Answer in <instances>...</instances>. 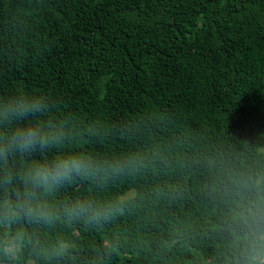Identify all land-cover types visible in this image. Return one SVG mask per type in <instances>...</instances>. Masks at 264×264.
Wrapping results in <instances>:
<instances>
[{
  "label": "trees",
  "instance_id": "16d2710c",
  "mask_svg": "<svg viewBox=\"0 0 264 264\" xmlns=\"http://www.w3.org/2000/svg\"><path fill=\"white\" fill-rule=\"evenodd\" d=\"M24 89L72 114L80 150L153 162L57 193L117 204L107 222L0 228L1 264H235L264 201V0H0V94Z\"/></svg>",
  "mask_w": 264,
  "mask_h": 264
},
{
  "label": "clouds",
  "instance_id": "9594fccd",
  "mask_svg": "<svg viewBox=\"0 0 264 264\" xmlns=\"http://www.w3.org/2000/svg\"><path fill=\"white\" fill-rule=\"evenodd\" d=\"M117 131L130 133L128 127ZM112 134L111 128H93L88 137L103 140ZM83 142L72 114L60 112L47 91L0 94V228L22 222L52 225L61 219L96 225L122 211L115 203L91 197L55 199L77 179L102 190L153 162L139 150L111 156L87 153L80 150ZM238 229L235 264H264V201L241 213ZM18 248V237L6 236L5 255L14 257Z\"/></svg>",
  "mask_w": 264,
  "mask_h": 264
},
{
  "label": "rangeland",
  "instance_id": "374dc122",
  "mask_svg": "<svg viewBox=\"0 0 264 264\" xmlns=\"http://www.w3.org/2000/svg\"><path fill=\"white\" fill-rule=\"evenodd\" d=\"M1 264V263H0Z\"/></svg>",
  "mask_w": 264,
  "mask_h": 264
}]
</instances>
